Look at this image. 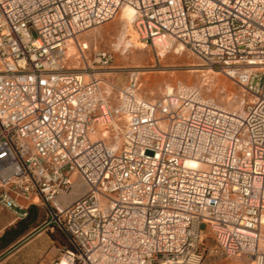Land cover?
Wrapping results in <instances>:
<instances>
[{"label": "built area", "instance_id": "obj_1", "mask_svg": "<svg viewBox=\"0 0 264 264\" xmlns=\"http://www.w3.org/2000/svg\"><path fill=\"white\" fill-rule=\"evenodd\" d=\"M124 6L158 57L159 42L183 45L253 99L246 110L182 82L139 99L135 72L110 106L98 71L112 56L92 65L78 37ZM71 43L82 68L62 61ZM0 66V207L49 208L66 239L56 264H264V0H0ZM76 180L86 192L56 205Z\"/></svg>", "mask_w": 264, "mask_h": 264}, {"label": "rangeland", "instance_id": "obj_2", "mask_svg": "<svg viewBox=\"0 0 264 264\" xmlns=\"http://www.w3.org/2000/svg\"><path fill=\"white\" fill-rule=\"evenodd\" d=\"M133 28L135 29L134 24ZM133 28L129 31L127 24L121 21L119 13L113 21L78 37L79 42L87 44L89 49L87 56L92 65H102L97 62L96 51L107 52L112 56L110 63L98 73L104 81L105 88L108 87L106 83L111 85L114 97L119 90L128 85L131 74L135 72L138 73L137 77L141 84L139 95L145 100L155 101L168 94L169 87L174 88L182 82L198 87L204 95L212 97L227 109L246 110L251 97H243L240 86L219 69H210L188 50L178 52V46L168 53L160 50L158 57L154 48L143 44L137 34L133 35ZM66 57L64 65L74 69L84 66V60L72 43L66 48ZM36 202L37 204L31 207L37 208L39 217L31 225L30 232L17 243L0 252L8 250L3 258L9 257L12 264H56L62 256L66 239L50 223L49 208L37 200ZM21 219L14 211L0 207V235L2 236L8 228ZM260 249L264 252V228ZM205 264L253 263L246 256L225 259L207 253Z\"/></svg>", "mask_w": 264, "mask_h": 264}, {"label": "bare ground", "instance_id": "obj_3", "mask_svg": "<svg viewBox=\"0 0 264 264\" xmlns=\"http://www.w3.org/2000/svg\"><path fill=\"white\" fill-rule=\"evenodd\" d=\"M119 15V14H118ZM136 16H137V12L136 10L131 7V6H124L121 11H120V18H121V21L125 22L128 26V29L129 31L131 30V28H133V24H134V21L136 19ZM135 29L133 28V35L136 34V31ZM136 36V35H135ZM135 39H137L135 37ZM79 42V41H78ZM166 43V44H165ZM145 44V43H143ZM165 44V45H163ZM87 49H88V46L87 44H84ZM158 47L160 50H165L167 53L173 49L174 47H171V43L167 40H165L162 44L161 42L157 43ZM176 47V46H175ZM186 48L183 46V45H178V49L177 51L178 52H182V51H185ZM65 54H66V50H65ZM66 56V55H65ZM65 59H67V57H65ZM64 62V60H62ZM69 67V66H68ZM1 68V66H0ZM70 68V67H69ZM214 71V70H213ZM138 78V77H137ZM108 85V87H106V91H107V96L108 97V103L110 106H117L121 103V97H122V92L123 90L128 86H125L122 90H119L118 93L116 94V96L114 97L113 96V89L111 88V85H109V83H106ZM175 88V87H174ZM174 88H171L169 87L168 88V94L166 95H163L161 98L155 100V101H148L147 99H143L140 97V95L138 94V98L139 99H143L145 101H148V102H151V103H155L156 101H159L161 100L163 97H168L170 95H173L174 94ZM253 100V99H251ZM250 103V101L248 102V104ZM235 111V110H234ZM245 109L243 110H240V112H244ZM126 119H128V117H126ZM114 126L116 128H118V124L117 123H114ZM189 167H192V168H199V166H196L194 162H189L188 163ZM86 192V187L85 185L80 181V180H76L75 182V185H74V188L73 190L71 191L70 194H67V195H63V196H60L56 201V205H58L59 207H66V206H69L73 201H75L76 199H78L80 196H82L84 193ZM70 195V196H69ZM69 196V197H68ZM261 238H262V234H261ZM261 238H260V242H261ZM260 242H259V247H260ZM61 264H68L67 263V259L66 258H63L62 260V263Z\"/></svg>", "mask_w": 264, "mask_h": 264}, {"label": "trees", "instance_id": "obj_4", "mask_svg": "<svg viewBox=\"0 0 264 264\" xmlns=\"http://www.w3.org/2000/svg\"><path fill=\"white\" fill-rule=\"evenodd\" d=\"M39 214L36 207H30L27 216L14 226L8 228L0 237V252L17 243L30 232L31 225L38 220Z\"/></svg>", "mask_w": 264, "mask_h": 264}, {"label": "crops", "instance_id": "obj_5", "mask_svg": "<svg viewBox=\"0 0 264 264\" xmlns=\"http://www.w3.org/2000/svg\"><path fill=\"white\" fill-rule=\"evenodd\" d=\"M20 204L21 205H25V202L24 201H20ZM1 236V235H0ZM8 250L6 251H3L2 253H0V258L2 257V260H0V264H12V261H9V257H6V258H3L5 257V253L7 252ZM14 263V262H13Z\"/></svg>", "mask_w": 264, "mask_h": 264}]
</instances>
